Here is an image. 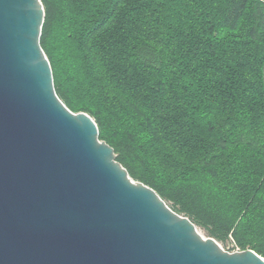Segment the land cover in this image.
Here are the masks:
<instances>
[{"label": "trees", "instance_id": "obj_1", "mask_svg": "<svg viewBox=\"0 0 264 264\" xmlns=\"http://www.w3.org/2000/svg\"><path fill=\"white\" fill-rule=\"evenodd\" d=\"M58 97L129 176L264 258V0H41Z\"/></svg>", "mask_w": 264, "mask_h": 264}, {"label": "water", "instance_id": "obj_2", "mask_svg": "<svg viewBox=\"0 0 264 264\" xmlns=\"http://www.w3.org/2000/svg\"><path fill=\"white\" fill-rule=\"evenodd\" d=\"M41 0H0V264H264L133 180L58 97Z\"/></svg>", "mask_w": 264, "mask_h": 264}, {"label": "rangeland", "instance_id": "obj_3", "mask_svg": "<svg viewBox=\"0 0 264 264\" xmlns=\"http://www.w3.org/2000/svg\"><path fill=\"white\" fill-rule=\"evenodd\" d=\"M198 230H199L200 233H202L204 236H208L207 232H206L204 229L198 227ZM221 246H222L224 249L228 250V249H232V248H233V243L230 242V241H228L226 244H221ZM234 248L236 249V247H234ZM235 249H234V250H235ZM234 250H231V251H234Z\"/></svg>", "mask_w": 264, "mask_h": 264}, {"label": "built area", "instance_id": "obj_4", "mask_svg": "<svg viewBox=\"0 0 264 264\" xmlns=\"http://www.w3.org/2000/svg\"><path fill=\"white\" fill-rule=\"evenodd\" d=\"M238 249L236 248L234 251H237Z\"/></svg>", "mask_w": 264, "mask_h": 264}]
</instances>
